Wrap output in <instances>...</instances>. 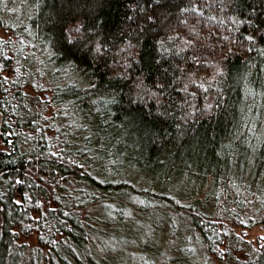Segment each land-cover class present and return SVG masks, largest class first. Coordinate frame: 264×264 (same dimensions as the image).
I'll return each instance as SVG.
<instances>
[{
  "label": "trees",
  "instance_id": "trees-1",
  "mask_svg": "<svg viewBox=\"0 0 264 264\" xmlns=\"http://www.w3.org/2000/svg\"><path fill=\"white\" fill-rule=\"evenodd\" d=\"M24 2L0 39V264H132L114 251L130 229L111 247L94 215L115 231L128 202L179 203L177 182L206 188L181 208L211 248L219 196L264 224V0ZM36 63L49 107L26 89Z\"/></svg>",
  "mask_w": 264,
  "mask_h": 264
},
{
  "label": "rangeland",
  "instance_id": "rangeland-1",
  "mask_svg": "<svg viewBox=\"0 0 264 264\" xmlns=\"http://www.w3.org/2000/svg\"><path fill=\"white\" fill-rule=\"evenodd\" d=\"M20 2L21 0H10L8 4L7 1L3 2L2 9L5 14L2 12L0 15L2 18L1 23H4L0 25V39H16L12 30V24L16 17V8H18L20 14L29 15L31 13L32 10L28 8V4L24 2V4L19 5ZM45 70L42 65L36 63L29 71L30 78L28 82L32 85L33 83L41 85L38 90L31 85H27L26 88L33 96L37 97L38 106L39 103H45L48 106L49 103L46 102L52 93L49 87L50 82L45 79ZM1 74L2 71L0 70ZM3 75L11 78L12 73L8 71ZM49 112L50 108L47 114ZM1 122L2 116L0 114V127ZM2 148L4 146L0 134V149ZM201 186V184L186 186L177 182L176 187L181 189L182 193L176 196L173 194L176 200L179 201L173 207L169 203L155 202L145 212H139L136 209L137 203L128 202L121 212L125 218L126 225L117 226L115 231L112 228V224L101 225V222H104L103 218H108V215L102 214V217L94 215L95 218H93L92 222L95 225L96 232L103 231L101 233H104V238L101 240L113 241L110 242L111 247L118 246L115 243L117 241L116 237L130 229L129 242L120 248L114 249V251L125 259H128V256H132V259L136 260L132 264H260L258 258L264 250V239H262L264 237V224L255 223L254 220L256 212L259 211V205L253 199L248 200L250 210L236 222L234 218L236 214L240 215L241 212L237 207L240 206L239 198H234L232 202H228L226 196L223 195L219 196V199L212 197L213 200L217 199L219 204H221L217 216L225 219V224L227 225L225 228L222 225L221 227L223 228L218 226L219 229L216 230L218 236L225 235L226 239L223 240V243L216 244L211 248L204 241L203 233L192 223L189 213L181 208V203L188 204L195 198L205 199L206 188L198 192ZM207 205L212 207V201H208ZM214 208L216 209V207L212 209ZM105 213L108 214L107 211ZM232 213L234 216L231 215ZM110 214L111 218L107 219V221H112L114 225L119 224L115 220L116 213L110 212ZM118 231L120 234L117 236L115 234V237L110 239L111 234ZM97 237L98 235L93 240L96 247H99L101 243L97 242ZM19 242L26 243L28 251L39 249L36 233L29 237H22ZM42 264L45 263L42 261Z\"/></svg>",
  "mask_w": 264,
  "mask_h": 264
},
{
  "label": "snow or ice",
  "instance_id": "snow-or-ice-1",
  "mask_svg": "<svg viewBox=\"0 0 264 264\" xmlns=\"http://www.w3.org/2000/svg\"><path fill=\"white\" fill-rule=\"evenodd\" d=\"M17 183H19V181H17ZM17 203H19V201H17ZM262 239H264V237H262Z\"/></svg>",
  "mask_w": 264,
  "mask_h": 264
},
{
  "label": "flooded vegetation",
  "instance_id": "flooded-vegetation-1",
  "mask_svg": "<svg viewBox=\"0 0 264 264\" xmlns=\"http://www.w3.org/2000/svg\"><path fill=\"white\" fill-rule=\"evenodd\" d=\"M0 133H1V127H0Z\"/></svg>",
  "mask_w": 264,
  "mask_h": 264
}]
</instances>
